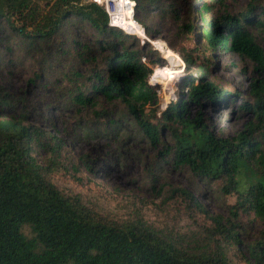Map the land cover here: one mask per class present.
I'll return each instance as SVG.
<instances>
[{"label": "trees", "instance_id": "trees-1", "mask_svg": "<svg viewBox=\"0 0 264 264\" xmlns=\"http://www.w3.org/2000/svg\"><path fill=\"white\" fill-rule=\"evenodd\" d=\"M171 1L135 0V19L145 34L149 35L150 29L140 18L151 6ZM189 9L192 17H198L202 38L210 49L250 59L259 74L251 84L252 104L244 109L252 112L255 123L249 122L232 138L217 136L201 115L188 112L191 106L215 102L225 94L213 81L206 80L204 73L187 81L181 98L160 111L161 121L155 123L159 96L149 84L151 68L142 62L138 51L125 46L131 36L110 27L108 14L95 3L55 0L43 11L33 0H0V29L7 32L8 54L14 45L26 53L53 43L62 27L73 22L72 17L88 22L109 55L102 66L95 65L92 70L89 94L77 88L71 93L72 100L82 106L94 105L96 96L109 103L121 102L152 145L161 144L163 133L169 135L170 144H165L163 156H170L176 169H188L203 181L223 182L222 194L236 199L234 216L240 210L264 221V139L255 137L257 125L264 124V49L248 30L249 26L264 27V0H250L246 13L216 19L209 17L207 3L201 9L192 4ZM109 36L116 41L100 40ZM159 59L155 72L163 78L161 69L166 64ZM28 106L25 96L14 98L0 93V264H230L227 245L235 248V258L264 264V243H253L243 252L238 226L221 216L211 217L217 251L210 254L190 253L142 226L99 220L78 199L63 195L45 177L34 155L35 147L54 155L62 147L57 137L46 135L31 123ZM175 194L188 207L208 215L188 190L175 189ZM24 225L32 227L34 238L24 235Z\"/></svg>", "mask_w": 264, "mask_h": 264}, {"label": "rangeland", "instance_id": "rangeland-1", "mask_svg": "<svg viewBox=\"0 0 264 264\" xmlns=\"http://www.w3.org/2000/svg\"><path fill=\"white\" fill-rule=\"evenodd\" d=\"M33 1L46 11L48 3L55 0ZM205 3L211 8L209 17L216 19L246 13L250 0H172L171 4H155L140 18L150 34L146 39L131 36L125 46L138 51L142 62L151 68L149 84L159 96L155 123L161 121L160 111L181 98L187 81L204 73L206 80L213 81L225 94L215 102L191 106L188 112L191 116L201 115L217 136L232 138L249 122L255 123L252 112L244 109L252 104L251 84L259 74L250 59L207 46L198 17H192L189 9L192 4L201 9ZM71 20L53 43L26 53L14 45L8 54L7 32L0 29V93L28 98L31 123L46 135L57 137L62 147L57 155L35 147L34 155L45 177L63 195L78 199L99 220L148 228L163 241L190 253L217 251L213 216L238 226L239 239L245 245L243 252L253 243H264V221L240 210L234 216L236 199L222 194L223 182L203 181L188 169H176L172 158L163 156L165 144H170L168 134H162L161 144L152 145L121 102L109 103L96 96L94 105L82 106L72 100L71 93L77 88L89 94L88 78L95 65H103L109 52L102 48L105 43L98 42V33L88 22L75 17ZM248 30L264 49V27L249 26ZM100 40L116 41L111 36ZM153 40L164 41L179 55L174 67L168 65ZM158 59L166 64L161 69L163 78L155 72ZM255 137L264 139V124L257 125ZM175 189L188 190L208 215L188 207L174 195ZM22 232L28 239L35 236L30 225H24ZM234 249L228 245L225 248L229 263L249 264L235 258Z\"/></svg>", "mask_w": 264, "mask_h": 264}, {"label": "built area", "instance_id": "built-area-1", "mask_svg": "<svg viewBox=\"0 0 264 264\" xmlns=\"http://www.w3.org/2000/svg\"><path fill=\"white\" fill-rule=\"evenodd\" d=\"M90 1L92 3L99 5L106 11L109 17L110 27L121 30L127 35H130L121 26L122 25V14H128V15L130 14L135 19V9H136L135 0H90Z\"/></svg>", "mask_w": 264, "mask_h": 264}, {"label": "bare ground", "instance_id": "bare-ground-1", "mask_svg": "<svg viewBox=\"0 0 264 264\" xmlns=\"http://www.w3.org/2000/svg\"><path fill=\"white\" fill-rule=\"evenodd\" d=\"M123 29L126 30V32L132 36H140V37H146L145 31L142 26H140L132 15L128 14H122V25ZM152 43L154 46H156L159 51L166 57L168 60V65L173 66L175 65V60L178 59L179 55L177 56L172 50L171 47L168 46L164 41L160 40H153ZM181 59V58H180ZM174 67V66H173ZM172 72L169 71L167 75V80L169 81L170 76Z\"/></svg>", "mask_w": 264, "mask_h": 264}, {"label": "water", "instance_id": "water-1", "mask_svg": "<svg viewBox=\"0 0 264 264\" xmlns=\"http://www.w3.org/2000/svg\"><path fill=\"white\" fill-rule=\"evenodd\" d=\"M90 0H85V3H89ZM146 39V38H145Z\"/></svg>", "mask_w": 264, "mask_h": 264}]
</instances>
